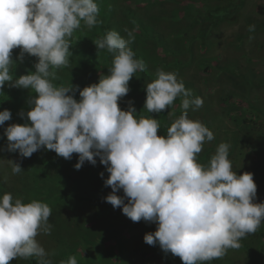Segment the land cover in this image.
I'll use <instances>...</instances> for the list:
<instances>
[{"label": "clouds", "instance_id": "9594fccd", "mask_svg": "<svg viewBox=\"0 0 264 264\" xmlns=\"http://www.w3.org/2000/svg\"><path fill=\"white\" fill-rule=\"evenodd\" d=\"M98 14L95 0H0V90L6 82L30 89L24 91L31 105L30 124L5 129L9 144L2 145V153L9 156L8 150H19L28 160L49 157L47 150L65 159L75 153L77 170L101 163L110 174L105 185L112 188L106 201L122 207L133 222L157 224L154 233L144 236L146 244L158 243L183 264L222 258L264 222V203L253 202L257 195L253 174L233 171L227 143L219 144L207 165L199 163L197 155L214 134L190 119L187 111L161 136L157 119L138 115L131 102L127 110L120 108L118 101L129 93V81L145 70L143 60L136 59L129 47L133 31L125 29L127 39L112 30L94 41L99 51L113 54L110 74L102 75L99 83L80 90L52 82L57 79L54 70L69 64L74 31L82 21L89 28L95 26ZM254 29L249 26V31ZM15 48L21 49V60L25 53L38 58L35 72L14 79ZM76 91L79 100L74 98ZM146 93L144 109L149 113L171 108L177 97L184 110L199 109L204 103L175 73L162 69L146 84ZM11 115L7 109L0 112V125ZM34 171L19 184V174L26 171L13 159L0 158V264H77L75 257L62 260L59 252L44 245L60 232L49 205L23 190L35 182ZM120 190L123 197L117 195Z\"/></svg>", "mask_w": 264, "mask_h": 264}, {"label": "trees", "instance_id": "16d2710c", "mask_svg": "<svg viewBox=\"0 0 264 264\" xmlns=\"http://www.w3.org/2000/svg\"><path fill=\"white\" fill-rule=\"evenodd\" d=\"M95 2L99 7L98 23L89 28L82 21L80 27L74 31L71 37L69 64L54 70L57 74V79L52 81L54 85L72 84L82 90L84 87L99 83L102 75L110 74L113 54L106 49L99 51L94 41L112 30L127 39L125 29L133 31L135 39L129 47L134 51L136 59L143 60L145 70L135 73L129 81L130 91L118 101L120 108L127 110L131 102L138 115L157 119L160 124L158 135L161 136L167 134L168 127L184 111H187L188 117L192 120L199 117L197 120L211 131L219 128L221 143H233L229 148V159L237 160L236 151L241 144L242 150L246 149L245 155L249 161L242 174L248 172L256 175L253 179L257 188L264 191V104L260 102V105L258 101H254L255 98L252 100L244 89L238 91L236 88H226V82L213 91L212 83L219 81L218 76L222 75L221 77L225 78L228 75L234 82L232 85L236 84L237 79L214 65L217 59L215 55L212 57L210 54V46L204 47L201 44L198 53L193 43L198 40L199 35L208 38L210 33L206 30L209 29L208 26L205 31L199 30L204 26V20L213 19V10H208L207 17H204L203 9L206 5L201 6L200 0H95ZM258 14L264 16V6H259ZM209 26H212V23ZM189 33L192 34L191 41L185 51L187 46L184 40ZM20 53V48L12 50L14 65L11 72L14 79L35 72V64L38 63L37 57L27 53L21 60ZM210 57L213 58V62L208 61ZM184 68H189L190 73L196 74H193L195 77L206 76L204 82H207L209 87L203 89V106L196 111L193 106L184 110L181 108L182 98L177 97L171 108L160 113H149L144 109L146 84L156 79V72L159 69L175 73L178 81H182L185 88L191 90L193 97H201L199 82L197 84L194 79L188 80L182 76ZM10 83L6 82L0 90V112L7 109L12 114L10 120L0 125V158L13 159L24 171L35 170L33 175L35 182L25 185L23 190L31 198L49 205L54 223L59 225L58 230L61 233L56 232L53 235L54 240L58 241L52 245L47 243L44 245L59 252L62 260L75 257L77 264H176L177 256L170 252L165 253L158 243L148 245L144 242L147 233H154L157 230L156 223L144 220L133 222L123 214L122 207L114 208L106 201V197L112 193V188L105 185V180L110 174L103 164L88 168L82 166L77 170L74 165L78 163V154L74 153L71 159H65L46 148L43 149L47 150L49 157L41 155L31 160H28V157H21L19 150L16 152L8 150L9 156L2 153V145L9 144L5 129L13 124L31 123L27 117V112L31 110L28 103L30 95L26 92L30 89L10 87ZM260 84L264 86V80ZM232 85L230 82V87ZM74 98L80 99L79 91L75 92ZM239 99H243L244 108L243 113L236 117L233 114L241 111V108L235 106V101H240ZM215 104L225 109L230 117L235 128L231 133L232 141L225 128L213 125L221 117V114L215 111ZM200 111L204 115L193 114ZM212 141L211 146L197 155L199 163L207 165L215 154L219 138ZM101 173L104 174L103 177ZM117 195L123 197V190ZM127 202L125 199V203ZM257 230L260 231V227ZM261 235L262 232L260 237ZM63 242L72 249L66 248ZM254 243L244 244L249 262L264 264V245L260 239L256 240L255 246ZM229 255L227 252L222 258L205 261L202 264H235L233 257L230 258Z\"/></svg>", "mask_w": 264, "mask_h": 264}, {"label": "rangeland", "instance_id": "374dc122", "mask_svg": "<svg viewBox=\"0 0 264 264\" xmlns=\"http://www.w3.org/2000/svg\"><path fill=\"white\" fill-rule=\"evenodd\" d=\"M200 4L206 5L203 9V16L207 17L206 12L210 9L213 10V19L210 21L204 20V26L199 30L205 31L208 26L210 33L207 36L199 35L197 41H194L196 51L199 53L200 45L210 46V54L215 55L216 59L214 65L218 66L221 71L223 69L231 74V76L236 77V84L232 85L234 82L227 75L225 78L220 75L219 81L212 83L213 91L217 88L219 89L224 82L225 87L234 89L238 91L244 89L247 96L254 101H258L261 105L264 104V86H261V82L264 80V16L258 14L259 6H264V0H200ZM203 17V19H205ZM207 23V24H206ZM212 23V26L209 24ZM254 25V31H249V26ZM192 34L189 33L184 43L187 44L191 41L190 37ZM187 41V42H186ZM198 42V44H197ZM186 47L185 51L187 50ZM184 51V52H185ZM209 54V55H210ZM209 58V62H213V58ZM216 71V70H215ZM195 73L191 72L189 68L183 69V74L186 79H194L195 83L201 87V97H203V89L209 87L208 83L204 82L206 79L205 75L195 77ZM211 74V73H210ZM222 76V77H221ZM213 77V74H212ZM221 78V80H220ZM231 82V87H230ZM219 84V85H218ZM236 100V108L241 111H237L233 114L236 116L243 113L242 109L244 108L243 99ZM261 102V103H260ZM247 108V106H245ZM196 111V110H195ZM215 111L221 114L220 119L218 118L214 126L223 127L229 133V138L232 141L231 133L235 128L231 124L230 117L226 114V110L223 109L220 105L215 104ZM192 114V113H191ZM199 116L204 113L202 111L193 113ZM199 118V117H197ZM194 118L193 120H197ZM205 118V117H204ZM200 119V118H199ZM212 132L214 134V139L219 138V144H221V131L219 128L215 129ZM213 139V140H214ZM213 141H205L203 144L202 151L205 148L211 146ZM229 148L232 147L233 143H228ZM245 150H242L241 144L238 145L236 151L237 160L231 159V164L233 171H236L237 174H242V171L249 163L247 160L248 157L245 155ZM27 171L23 175L19 174L17 179L18 183H21V179L27 175ZM256 178V175H253ZM7 183H10V180H7ZM254 203H264V191L260 188H257V195L253 201ZM262 235L260 237V234ZM54 237H48L46 241L47 244L52 245ZM261 240L262 245H264V222L260 225V231H256L253 234H249L246 237L240 240V247L238 249H228L227 252L230 253L229 257H233L235 264H250L249 255L244 251V244L254 243L255 246L256 240ZM108 247V243L105 244ZM226 256V254L224 255ZM228 257V258H229ZM117 262V261H115ZM183 264V261L180 257L177 256L176 264Z\"/></svg>", "mask_w": 264, "mask_h": 264}]
</instances>
